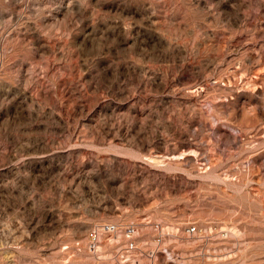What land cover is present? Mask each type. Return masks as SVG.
Here are the masks:
<instances>
[{
	"label": "rangeland",
	"instance_id": "obj_1",
	"mask_svg": "<svg viewBox=\"0 0 264 264\" xmlns=\"http://www.w3.org/2000/svg\"><path fill=\"white\" fill-rule=\"evenodd\" d=\"M130 253L264 264V0H0V264Z\"/></svg>",
	"mask_w": 264,
	"mask_h": 264
},
{
	"label": "built area",
	"instance_id": "obj_2",
	"mask_svg": "<svg viewBox=\"0 0 264 264\" xmlns=\"http://www.w3.org/2000/svg\"><path fill=\"white\" fill-rule=\"evenodd\" d=\"M155 230L157 232V236H156V242L157 243H162L164 238H165V230L164 227L161 225V223H155ZM201 228L198 226V224L196 223H191L189 224L186 229L185 232L187 234V236L189 238H193L194 236H196L199 232H201ZM138 230L137 227L134 224H130L128 226H126L123 230V232L121 231V228L119 227V225L115 224V223H105L102 225H98L95 228L91 229L88 233V238H89V242H90V246L91 249L99 254V252L101 251V243H102V237L104 236L105 233H107L109 235V238L111 239V242H117L119 243L120 237L124 235V237L126 238V242L124 243L122 249L128 251H132V250H137L138 249V243L136 241V237L138 235ZM124 233V234H123ZM140 249V248H139ZM144 251L142 250L143 254ZM158 251L156 249H151L148 250V252H146L147 256H149V260H151V262H154V258L157 255ZM125 260L126 261H130L133 260V264H139L141 262H139V259H137L136 257H131V253L128 256H125ZM98 258H101L100 255L98 256Z\"/></svg>",
	"mask_w": 264,
	"mask_h": 264
}]
</instances>
